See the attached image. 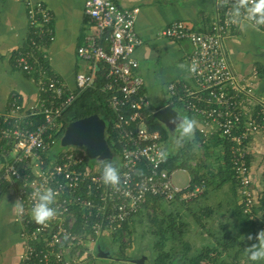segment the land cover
<instances>
[{
    "label": "built area",
    "instance_id": "obj_1",
    "mask_svg": "<svg viewBox=\"0 0 264 264\" xmlns=\"http://www.w3.org/2000/svg\"><path fill=\"white\" fill-rule=\"evenodd\" d=\"M214 3V16L205 30H193L180 20L160 29L163 37L190 43L187 71L190 66L196 69L188 71L196 88L170 84L168 90L184 110L199 118L202 143L222 142L241 197V212L264 230V176L257 199L248 156L250 137L264 135V96L256 95L250 76L234 72L227 57L225 38L244 24L231 19L235 0ZM137 12V7L120 8L113 0L83 3V13L95 32L77 48V56L94 68L101 62L107 64V81L101 89L114 112L112 129L121 147L113 162L121 183L112 187L100 178L105 162L89 163L84 147L55 149L63 134L64 110L78 93L94 84L96 69L78 72L75 88H69L48 63L45 48L54 39L50 10L41 1L27 5L28 34L13 62L35 83L37 98L23 111L20 96L12 93L6 110L0 112V189L15 197L19 264L91 261L98 257V241L121 230L149 199L190 202L203 192L201 185L176 186L171 171L162 166L165 159L156 157L164 144L160 132L148 129L142 115L150 103L134 57L141 44L134 28ZM257 28L264 30V25ZM256 74L253 71L251 78ZM41 185L56 192L57 214L45 224H36L30 216L32 193Z\"/></svg>",
    "mask_w": 264,
    "mask_h": 264
},
{
    "label": "crops",
    "instance_id": "obj_2",
    "mask_svg": "<svg viewBox=\"0 0 264 264\" xmlns=\"http://www.w3.org/2000/svg\"><path fill=\"white\" fill-rule=\"evenodd\" d=\"M36 1L43 2L52 15L51 25L54 39L45 48L50 69L71 89L76 86L75 76L78 72H91V70L95 71L96 69L92 67L91 63L80 60L77 56V48L87 41V37L90 34L95 32L90 19L83 13L84 0H0V112L6 110L7 101L12 93L20 96L23 111H27L37 98L38 93L35 83L23 71L19 70L13 62L15 54L25 44L28 34L27 5ZM113 1L120 8H138L134 28L141 39V44L135 48L134 57L138 61L137 71L143 79V90L150 105L155 108V111L168 104L173 105V107L180 105L183 109L181 102H173L175 98L169 93L168 88L170 84L196 88L187 71V59L191 52V46L187 40L166 38L161 36L159 31L175 20L183 21L193 30L201 31L207 29L214 16L215 0ZM224 46L234 72L239 76H250L256 95L264 96V30L245 27L244 23L241 27L229 32L224 40ZM181 64L185 67L180 68L179 65ZM253 71L257 73L255 78H251ZM184 111L188 117L195 119L197 122L195 134L191 139H187L182 143L184 149H180L179 153L173 151L174 143L169 147L168 151V154H178L179 161H183L189 170L190 179L188 183L181 187L188 186L193 173L199 176L202 183L203 180H210V175L219 171L220 175L222 173V175L230 176V178L220 185H204L202 194L192 203L168 202L163 199H157L153 202L159 205L169 204L168 208L178 211H184V207L188 206L187 211L192 215L189 225L193 229L196 225H200L201 221L205 223V220L203 221L205 217L210 222L216 217H223L230 212L235 217V222L232 225L237 224L235 226L240 230L251 232L253 234L252 243H254L253 229H256V226L250 228L244 223L238 213L240 211L241 197L231 176L226 149L223 148L220 140H209L202 143V136L198 131L200 126L199 118L191 115L186 110ZM163 144L164 149H166L164 142ZM192 147L204 148L201 154L204 165L209 163L205 161L206 159L207 161L210 158L215 160V155H218L216 159L217 165L213 167L212 171L207 168L205 173L199 175L192 170L191 166L187 165L188 160L186 157H189L188 154H193L187 148L190 149ZM248 156L255 196L258 199L262 191L264 176L263 134H254L250 137ZM87 159L90 162L91 159ZM95 161L98 160L92 159V162ZM2 162L3 160L0 156V173ZM190 171H193V173L191 174ZM220 175L214 176L219 178ZM174 184L180 187L178 184ZM15 209L14 196L4 188L0 192V264H19L18 253L21 250V240L18 236V226L14 221ZM139 211L135 215H139ZM202 211L206 213V216L201 214ZM196 217L199 221L196 220ZM161 220L163 221V219ZM202 227L204 228V226ZM160 228L163 233L162 242L157 236L151 237L149 240L152 242L154 249L163 246L162 250L169 251V243L173 238L170 235L174 232H169L163 226ZM120 231L104 237L116 241L120 236L119 233H122ZM128 231L131 232L130 227L127 226L123 233L127 232L128 234ZM190 233L192 231L188 232V234ZM174 235L177 237L176 234ZM250 244L251 242H247L246 245ZM155 245L158 248H155ZM97 246L105 254L103 256L98 255L97 258L91 261L79 264H137L134 259L142 255L140 253L131 258L129 252H124L122 251L123 249H118L119 252H117L118 250L115 247L113 250V246L111 247L110 245L106 249H102L100 244Z\"/></svg>",
    "mask_w": 264,
    "mask_h": 264
},
{
    "label": "rangeland",
    "instance_id": "obj_3",
    "mask_svg": "<svg viewBox=\"0 0 264 264\" xmlns=\"http://www.w3.org/2000/svg\"><path fill=\"white\" fill-rule=\"evenodd\" d=\"M173 109L176 112V116L177 113L187 116L186 112L180 105H175ZM160 127L164 129L166 134L164 143L167 152L173 143V151L179 153V151H181L180 149H184L182 143L179 145L175 143V126L173 130H170L165 123L160 122ZM187 149L190 153H193L188 154L189 157H186L188 160L187 165L191 166L192 170L197 172L199 175L205 173L207 168L212 171L213 167L217 165V154L214 157L215 160L210 158L209 161H207L206 159L205 161L209 163H205L204 165V160L201 158L204 148L200 149L192 147ZM117 159V155L114 154L113 161H116ZM90 162H92V159ZM219 172H214V174L220 175ZM171 175L173 182L178 184L180 187L188 183L190 179V173L187 168H177L172 171ZM215 180L217 181L218 178L215 177ZM190 202L192 203L194 200ZM168 205H159L157 203L150 202L148 205L143 206V208L139 211V215H135L128 222H126V225L121 229L122 233H119L120 236L118 237V240L113 241L111 238L107 239L104 237L105 239L101 238L98 244H100L102 249H106L110 245L111 247L113 246V250L115 247L116 250L123 249L122 251L124 252L128 251L131 258H134L140 253L142 254L141 256L147 254L144 255L147 256L144 263L151 264V260L155 257V254H157L156 252L159 250L161 252L163 246L158 248L157 245H155V248L157 247L158 249H154L153 244L149 239L157 236L162 242L163 233L160 227L163 226L169 232H172L169 228L170 223L172 222L174 223V233L170 235L171 238L172 236L173 238L172 241H170L168 248L170 254L172 255L170 256L169 264H179L176 261L175 255H178V253L183 250L185 243L189 245L186 250V257H194V255H197L205 248L212 249V251L208 254V257L202 259L201 264H252V262H250L247 258L244 245H246L247 242H251L252 244V240H248L247 237L249 234L252 236L253 234L249 231L240 230L237 226H235L237 224L233 226L232 224L235 222V217L234 215H231L230 212L226 213L223 217H216L210 222H208L206 220L207 217H205L203 218L205 223L201 221V224L196 225L193 229L189 225L192 215L187 211L188 206L184 207V211H178L172 210L170 207L168 208ZM204 213V211L201 212L203 216H206V213ZM161 219H163V221ZM127 226L130 227L131 231H128V234L127 232L123 233V230ZM202 226H204V228ZM255 226H258V224L255 223ZM255 228L256 229L253 230L255 233L262 230L260 228L258 229V227ZM177 229L180 230L178 231ZM191 231L192 233L188 234V232ZM174 234H176L177 237H175ZM230 242H232L230 245H226ZM241 247H243V251H241ZM119 250L117 252H119ZM141 256L138 257L140 258ZM260 264H264V262H260Z\"/></svg>",
    "mask_w": 264,
    "mask_h": 264
},
{
    "label": "trees",
    "instance_id": "obj_4",
    "mask_svg": "<svg viewBox=\"0 0 264 264\" xmlns=\"http://www.w3.org/2000/svg\"><path fill=\"white\" fill-rule=\"evenodd\" d=\"M106 73H107V64L104 62L97 64L96 71L94 73L95 74L94 84L91 87H88V88L84 89L83 91H81L80 93H78L77 97L64 110V112L61 116V121L63 123V131H64L66 125L71 121H74V120L82 118V117H86V116L91 115V114L99 115L105 121V125H106L105 126V139L107 141V144H108L109 148L111 149V151L113 152V155L116 154L117 157H119L121 147H120V144L117 142V134H116L115 130L112 129V123H113V119H114L115 115H114V112L108 107V105L105 101L107 94L104 91H102V89H101V86L104 83H106V81H107V78L105 77ZM174 98H175L174 99L175 101H173V102H175V103L180 102L176 99L175 96H174ZM175 103H173V104H175ZM154 111H155V108L152 107L151 105L147 106L145 109L142 110V115H143V118L145 120V125L150 130L157 129L161 134L162 141L164 142L166 139V134L164 132V129L162 127H160V122L154 118V116H153ZM216 140H218V139H216ZM216 140H214V141H216ZM61 148H62V146L60 145V143H57V145L55 147L57 152ZM223 148H224V146H223ZM109 161H111L113 163V162H116L117 160L113 161V159L112 160L105 159V160H101L100 162L106 163ZM162 166L164 168H167L170 171H173L177 168H186L187 167L186 164L183 163V161L182 162L179 161L178 154H176V155L175 154H168L167 158L165 159ZM190 172H191V174L193 173V171H190ZM193 175H194V173L192 174V178H191L190 183L188 184L187 188H193L195 185H199V186L201 185V186H203V188L205 186H207L208 184L220 185V184L224 183L228 178H230V176H226L224 174L222 175V173H221L218 180L216 181L215 176H214L215 174H213V175H210V178H209L210 180H208V181L203 180V183H202V180L199 178V176H197L196 174L194 176ZM3 189L4 188H1L0 192ZM5 190H7V189H5ZM12 195H13V193H12ZM14 199H15V197H14ZM196 199H198V197L195 198L194 200H196ZM154 200H157V199H155V198L149 199L148 200L149 202L147 201L148 203L146 202L143 206L148 205L150 202H153ZM174 201H178V200H174ZM15 203H16V201H15ZM187 203H189V202H187ZM239 210L240 211L238 213L241 215V219L244 221V223L246 225L250 226V228L255 227V222L249 220L247 218V216L241 212V209H239ZM196 220L199 221L197 217H196ZM125 225H126V223L123 225V227ZM169 228L172 230V232H174V223L171 222ZM177 230L179 231L180 229H177ZM255 235H256V233L254 232V236ZM231 243L232 242L227 243L226 245H230ZM250 245H244V246L247 247ZM188 247H189V245L187 243H185L183 250H181L178 253V255H175L176 261L179 264H201L202 259L207 258L208 254L212 251V249L205 248V249H202L200 251V253H198L197 255H194V257H186L187 256L186 250L188 249ZM242 248L243 247H241V251H243ZM156 253L157 254H155V257L151 260V264H169L170 256H172L170 254V251L162 250L161 252L158 251Z\"/></svg>",
    "mask_w": 264,
    "mask_h": 264
},
{
    "label": "clouds",
    "instance_id": "obj_5",
    "mask_svg": "<svg viewBox=\"0 0 264 264\" xmlns=\"http://www.w3.org/2000/svg\"><path fill=\"white\" fill-rule=\"evenodd\" d=\"M231 19L233 22L243 21L245 27L257 28L264 25V0H235ZM179 67L184 68L185 66L181 64ZM195 70L194 66H190L188 69L189 72ZM170 122L175 124V143L177 145L194 136L197 124L195 119L177 113V117ZM167 155V149H161L156 153L159 160L166 159ZM100 178L106 186H118L121 183L118 166L111 161L104 163ZM32 195L34 200L30 209L31 219L36 224H45L53 219L57 214V209L54 206L56 192L51 187L41 185L33 191ZM20 207L22 210V205ZM247 239L253 240V236L249 234ZM245 252L252 264L264 262V230L256 233L255 242L245 247Z\"/></svg>",
    "mask_w": 264,
    "mask_h": 264
},
{
    "label": "water",
    "instance_id": "obj_6",
    "mask_svg": "<svg viewBox=\"0 0 264 264\" xmlns=\"http://www.w3.org/2000/svg\"><path fill=\"white\" fill-rule=\"evenodd\" d=\"M153 116L159 122H163L170 130L174 129L175 124L170 121L175 119L176 112L173 105H164L154 111ZM105 121L97 114H91L86 117L69 122L60 138L61 146L76 145L84 147L86 155L90 159L105 160L112 159L113 153L105 139ZM98 255L103 256L105 253L97 247ZM145 256L134 259L137 264L144 263Z\"/></svg>",
    "mask_w": 264,
    "mask_h": 264
}]
</instances>
